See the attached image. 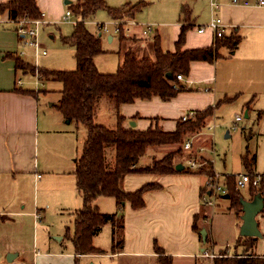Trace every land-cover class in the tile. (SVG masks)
<instances>
[{
    "label": "crops",
    "instance_id": "obj_1",
    "mask_svg": "<svg viewBox=\"0 0 264 264\" xmlns=\"http://www.w3.org/2000/svg\"><path fill=\"white\" fill-rule=\"evenodd\" d=\"M2 1L4 0H0ZM138 1L143 0L127 2ZM200 1H180V12L176 17L172 10H167V14L163 16L165 20L161 21L160 26L154 25V35H158L164 51L174 50L180 28L186 23L191 24V27L186 31L183 48L205 47L213 43L215 37L210 29L203 32H197L195 29L196 26L206 24L212 16L208 0H205L203 7L198 4ZM220 1L221 5L214 13L229 26L225 33L236 31L241 36L239 44L233 50L221 47L220 57L213 62L191 61L189 73L184 75L186 81L179 82L183 90L176 96L168 100H162L158 96L149 99L137 98L131 103L120 104L118 112L124 116V126H131L134 122L132 127L139 130L160 127L162 130L172 131L185 111L203 110L213 106L218 99L244 93L243 86L246 83L256 86L260 69L264 65V6L231 4L230 0ZM69 2L75 3L76 0H36L39 10L44 14L43 20L47 22L60 21ZM145 7L146 5L136 14ZM182 7L185 12H182ZM136 14L127 21L134 22ZM126 27L127 29H123L127 31L125 35L133 36L132 43H139L136 50L140 52V47H143L138 54H148L147 57H150V54H153V45L146 40L147 33L143 32L144 29L140 30L134 23L129 22ZM106 38L109 42L114 40L110 35ZM27 39V36L17 33L7 10L0 13V264H83L82 259L85 257L105 259L101 260L100 264H117L116 259L126 256L153 257L157 260L155 244L163 249V255L172 257V264H176L177 259H186L188 263L204 259L205 263L208 257L201 256L203 250L213 253L220 249L215 248L216 244L236 242L242 222L239 213L230 208L229 203L223 207L216 205L217 201L212 206L203 202L201 194L205 174L195 172L128 173L123 177L122 188L126 191H134L146 183L157 184V187L143 193L142 207L132 208L129 202L122 206L120 211L124 219L123 245L118 252L108 251L112 237L109 245L96 243V236L100 231L106 227L109 232L112 231L111 226L107 224L93 238L94 245L105 253L76 254L72 244L71 247L62 246V237H51L50 227L46 224L44 216V212L50 209V202H55L53 207L56 210L80 208L82 200L73 175L75 161L79 155L75 157L72 153L75 146L73 136L71 131L62 125L63 120H59L55 115L52 118V115L42 108V99L51 98L55 92L58 94V103L62 85L39 89L27 88L23 83H17V80L21 79L18 78L20 73L32 75L27 69L16 68L15 65L17 57L33 65L27 57L22 56ZM40 45L42 49L43 46ZM145 47L147 49L144 51ZM126 49L125 45L123 50L119 47L115 51L119 56L118 66L123 59L121 53ZM106 52L114 51L104 49L103 53ZM245 61L247 65L240 69L241 62ZM94 62L102 72L100 66L103 60L99 55L94 58ZM204 88L208 90L205 91ZM250 92L251 98L255 97L256 87ZM47 102L49 106H55L52 101ZM110 108L113 110L115 121L113 106ZM69 122V119L64 121L66 124ZM139 161L136 166H142ZM70 175H73L72 180ZM32 186L35 189L40 186L41 198L38 199L35 194L31 201ZM73 194L78 198L75 202L72 200ZM100 197L107 196H99L96 199L101 212H119L115 199L113 204L105 202L104 207L107 208L101 209L104 200ZM224 198L229 201L227 197ZM74 210L70 212L73 218ZM195 216L199 231L193 228ZM200 220L203 224L199 223ZM202 228L213 243L212 249H203L205 241L200 235ZM68 240L70 241L69 237ZM91 261V264H98L93 259Z\"/></svg>",
    "mask_w": 264,
    "mask_h": 264
},
{
    "label": "trees",
    "instance_id": "obj_2",
    "mask_svg": "<svg viewBox=\"0 0 264 264\" xmlns=\"http://www.w3.org/2000/svg\"><path fill=\"white\" fill-rule=\"evenodd\" d=\"M146 4L145 1H138L111 7L106 0L69 2L67 8L79 20L74 24L72 33L62 37L61 40L74 47L76 66L72 70L38 68L43 79L62 83L57 109L65 118L82 124L87 132L73 170L75 185L82 200L81 207L74 211L73 232L69 236L76 254L105 253L103 249L94 245L93 238L106 224L112 225L111 253L122 249L124 222L120 211L122 206L125 202H129L132 208L142 207L144 205L143 193L157 187V184L146 183L134 191H126L122 188V179L126 174L195 172L213 175L212 162L208 160L206 161L209 165L205 172L201 169L191 170L183 163H180L182 168L177 170L175 165L178 163L173 160L175 154L181 149L166 153L150 165L136 166V164L148 146L181 144L186 133L195 132L204 127L206 118L214 113L215 108L223 103L234 101L239 95L237 93L231 97L218 99L213 106L196 110L194 119L186 122L179 119L172 131H165L160 127L139 130L132 126H124V116L118 112L120 104L131 103L137 98L149 99L152 96H158L162 100H168L176 96L179 91L183 90V86L176 81L175 76L177 73L187 75L191 61L213 62L220 57L221 47L233 50L241 41V36L236 31H231L219 38H214L209 46L183 48L186 31L191 27V24L186 23L180 28L173 51H164L158 35H154L153 58H138L133 51L128 49L122 53V62L115 72H100L94 62V58L103 53L100 36L90 32L84 21L92 17L99 9L107 10L113 19L132 18ZM6 10L10 20L22 17L36 19L41 16L36 0H4L0 2V13ZM182 12H185L184 7H182ZM122 36L123 33L120 31L121 39ZM15 65L16 68L34 71L33 65L25 63L18 57L15 59ZM167 72H171V79L166 77ZM102 97H106L113 103L116 114L114 127L94 120L97 102ZM253 97L245 103L247 108L252 103ZM109 146L113 147L112 165H109L106 159ZM243 162L248 172L254 174L252 166L255 164V157L248 159L246 154ZM260 174L262 175L260 185H249L251 200L257 195L264 201V171ZM226 187L225 195L229 199V207L234 208L240 216L242 213L240 201L244 197L235 186V175L227 177ZM99 196L113 197L119 207V212H101L94 203ZM261 213L264 215V208ZM196 218L197 216L194 217L193 228L199 231L200 228L195 224ZM257 240L258 238L255 237L239 235L234 244V252H228L229 246L215 250L216 252H213L215 256L210 258V264H264V257H258V254L252 250ZM207 243H211L212 249L213 243L209 235L205 240V244ZM205 248L203 244V249ZM154 249L158 264H172V257L163 255L162 248L155 244Z\"/></svg>",
    "mask_w": 264,
    "mask_h": 264
},
{
    "label": "rangeland",
    "instance_id": "obj_3",
    "mask_svg": "<svg viewBox=\"0 0 264 264\" xmlns=\"http://www.w3.org/2000/svg\"><path fill=\"white\" fill-rule=\"evenodd\" d=\"M109 6L119 7L123 3L127 1H136V0H106ZM145 1L146 7L136 14L134 25L140 30H146L147 25H151V30H147L146 40L153 45V35L155 31H153L154 25L160 26L161 21L165 20L163 16L167 14V10H172L174 16L180 12V5L182 0H143ZM206 1L201 0L198 4L200 7L205 5ZM72 13V12H71ZM73 14V13H72ZM24 18V17H22ZM27 18V17H26ZM21 19V18H20ZM125 21L131 18H121ZM71 20L78 21L79 18L72 16ZM117 19H111L109 13L105 9H99L96 13L86 19L84 24L86 28L92 32L93 34L100 36L101 38V47L102 49L113 50L114 52H106L103 54H99V58L103 60L102 72L105 73H113L117 70L119 61V56L116 55L115 51L120 47V49H124V46H127V49H130L134 52L136 57H147L148 54H138L143 50V47H140V52L136 50L138 48L139 43L131 42L133 36H127V31L123 30V28L118 29L116 26ZM118 22V21H117ZM130 23V21H127ZM106 24V31H99L98 26L100 24ZM133 25V24H132ZM131 26V25H130ZM74 28V23L64 22L63 19L53 22H43L38 29V41L42 44L43 48L46 51L45 55H41L36 53L34 48H32L26 41V45L23 48L22 56H25L32 62L36 67L48 68V69H59V70H72L76 66V62L74 59V47L72 45L63 43L61 38L65 36H69ZM120 31H122L123 36L120 38ZM113 36V41H108L107 36ZM121 43H120V41ZM136 40V39H134ZM143 40V39H137ZM24 43V42H23ZM41 49V50H42ZM147 48H144V51ZM125 50V51H126ZM153 51V48L151 49ZM123 53V52H122ZM121 53V54H122ZM150 58H153V54H150ZM247 65V61L241 62L240 69H243ZM99 70V69H98ZM29 74L33 73L30 70H27ZM18 78H21L22 83L25 87L30 88H48L50 85L53 87H59L62 85L60 81L43 79L39 81V86H35L34 77L32 75H21L19 74ZM17 78V79H18ZM255 83V82H254ZM43 85V86H42ZM243 89L245 88L244 93H240L239 96L232 102L223 103L217 108L214 109V113L211 116L206 118V123L201 130L195 132H188L183 136V142L178 145H156V146H148L145 150V153L140 158L139 164L142 166L150 165L154 160H158L163 157L166 153L181 149L174 156L175 163H183L187 165L189 160H194L202 164L201 170L205 172L208 167V161H213L212 171L218 173H226L230 174V176H237L240 173L248 172L245 164L243 162L244 156L247 154L248 159L255 157V164L252 166V170L255 173H260L264 171V65L260 69L256 86H252L251 83L244 84ZM256 87L255 97L247 108L245 103L251 98L252 92L251 89ZM49 99H42L44 103H42V108L45 109L46 112H49L52 115L57 116L59 120H63V126L65 125L66 129L71 131L70 134L73 136V145L74 152L72 150L73 155L76 157L80 155L83 142L86 138V128L80 124L71 120L69 123H64L67 118L62 117L63 115L57 109V97L58 94L55 92L50 96ZM52 101L55 103V106H49L47 101ZM113 106V103L109 101L106 97H102L97 102L96 111H95V122L105 124L109 127H114L115 121L113 118V110L110 108ZM188 111V110H187ZM186 111V112H187ZM42 112V109H41ZM245 113L247 115H245ZM241 116L240 121H235V116ZM54 116V121H55ZM62 117V118H61ZM58 120V121H59ZM78 124V125H77ZM227 134V135H226ZM192 140V146L189 150L183 148V143L186 139ZM71 143V139H70ZM71 148V147H70ZM113 147H107V163L112 165L113 163ZM201 149V151H200ZM200 152V153H199ZM71 166L72 167V161ZM69 162V164H70ZM196 171V170H194ZM249 173V172H248ZM204 175V174H203ZM207 175V174H206ZM205 175V178H207ZM70 179H73V175H70ZM228 176V177H230ZM69 178V177H68ZM40 186H36V189L33 186L30 188V198L31 201L33 196L36 194L37 198H41ZM241 195L244 199L251 200V192L248 187L239 188ZM73 194L72 200L75 202L78 198ZM101 200H104L103 206L101 209L107 208L105 206V202H111L113 204V197H100ZM216 205L225 206L229 201L224 198V196L216 199ZM96 205L99 203L97 200L94 202ZM50 209L44 212V216L46 218V224L50 227L51 237L53 238H63L62 246L71 247V242L68 240V237L73 232V216L70 214L74 210L71 209H61L56 210L53 206L55 202L52 200L50 202ZM82 205V202H81ZM81 205L79 207H81ZM104 207V208H103ZM211 208V207H210ZM73 209V210H72ZM112 209V207H111ZM75 211V210H74ZM104 211V210H103ZM110 213V212H109ZM242 214V213H241ZM259 229L262 232V236L258 238V240L254 244V248H252L253 252H264V215L259 213L256 216ZM201 224L203 221L200 220ZM200 224V225H201ZM107 226L112 225L107 224ZM203 229V228H202ZM104 230V231H103ZM100 231L99 235L96 236V243L101 245H106L110 243V239L112 237V231L109 232L107 227ZM239 236V229L237 238ZM59 243V242H58ZM113 242L111 243V245ZM204 248L211 249V243H203ZM234 244L235 242L228 241V244H216L215 248H224L229 246L228 252H234ZM256 247V250H255ZM110 251V250H108ZM263 254V253H262ZM97 261L98 264L101 259L98 257H85L82 259L83 264H91L92 260ZM118 260L117 264H158L156 258L149 257H121L116 259ZM209 260V261H208ZM204 259H198L197 262L188 263L186 259H177L176 264H210V257L206 259L204 263ZM102 264V263H101ZM111 264V263H110ZM114 264V263H112Z\"/></svg>",
    "mask_w": 264,
    "mask_h": 264
},
{
    "label": "built area",
    "instance_id": "obj_4",
    "mask_svg": "<svg viewBox=\"0 0 264 264\" xmlns=\"http://www.w3.org/2000/svg\"><path fill=\"white\" fill-rule=\"evenodd\" d=\"M209 7L212 13V16L210 20L204 24V25H199L196 26L195 29L197 32H203L206 29H210L212 31V34L215 38H219L224 35L226 32L227 26L223 20L217 16L214 12L219 9L221 5L220 0H208ZM231 4H241V5H256V6H264V0H230ZM43 12H41V16L36 18V19H29V18H19L17 20H11L15 24V30L17 31L18 34L27 36V43L34 48L36 53L40 52L41 54H46V51L44 49L41 50L40 44L38 41V29L43 22ZM73 14L71 13L70 9H66L63 15V21L64 22H73L74 24L77 22L75 20H71ZM118 21V22H117ZM116 21V26L118 29L123 28L127 29L126 27V22L123 19H119ZM130 23H134L133 21ZM98 30L101 31H106L107 27L106 24H100L98 26ZM147 30H151V25H147L146 30L143 32L146 34L148 33ZM32 76L34 77V84L39 85V81L43 80L42 74L38 71L37 67H34L33 73H31ZM176 81L182 82L186 81L185 76L181 73H177L175 76ZM18 84H22V80L18 79L17 80ZM205 91L208 90V88H204ZM195 117V111L194 110H188L187 112L185 111L184 113L181 114L180 120L182 122H186L190 119H194ZM235 121H240L241 116L236 115L235 116ZM192 146V140L191 139H186L183 143V148L186 150H189ZM201 151V149H200ZM200 153V152H199ZM213 162V161H211ZM187 166L191 170H198L202 168V164L199 162H196L194 160H189L187 162ZM206 175V174H205ZM230 176V174L226 173H218V172H213V175H206L207 178L204 180L203 184V190L201 194V198L203 202H205L207 205H214L215 201L217 198H220L224 196L227 193V187H226V179L227 177ZM262 175L260 173H254L250 174L248 172L240 173L237 176H235V186L237 189L243 188V187H248L250 184L253 186H259L260 181H261ZM201 256L204 257H214L215 255L207 250H203ZM258 257H264L263 254H258Z\"/></svg>",
    "mask_w": 264,
    "mask_h": 264
},
{
    "label": "water",
    "instance_id": "obj_5",
    "mask_svg": "<svg viewBox=\"0 0 264 264\" xmlns=\"http://www.w3.org/2000/svg\"><path fill=\"white\" fill-rule=\"evenodd\" d=\"M165 75L169 79L172 78L171 72H167ZM245 115L247 114L245 113ZM134 125L135 123L132 122L131 126H134ZM175 168L177 170H180L182 168V164L180 163L176 164ZM224 197H227V195H224ZM240 202L242 205V214L240 215L242 222L239 226V235L250 236V237H255V238L261 237L262 233L259 229L256 216L259 213H261L264 208L263 199L260 196L255 195L252 200L241 199ZM200 235H201L202 240L205 241L207 233L204 228L200 230Z\"/></svg>",
    "mask_w": 264,
    "mask_h": 264
}]
</instances>
